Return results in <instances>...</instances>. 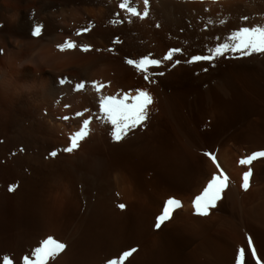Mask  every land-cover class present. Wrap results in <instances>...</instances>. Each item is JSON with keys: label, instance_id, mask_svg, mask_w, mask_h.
I'll return each mask as SVG.
<instances>
[{"label": "bare ground", "instance_id": "1", "mask_svg": "<svg viewBox=\"0 0 264 264\" xmlns=\"http://www.w3.org/2000/svg\"><path fill=\"white\" fill-rule=\"evenodd\" d=\"M123 2L0 0V24L5 22L0 27V52L4 51L0 57V103L12 101L25 114L38 118L46 130L45 138L58 133L63 150L70 146V136L80 130L84 119L91 120L90 134L79 147L56 159L67 171L94 165L95 176L88 174L92 176L88 181L92 180L91 186L98 191L95 196L89 191L85 205L84 192L73 188L74 181L68 185L71 189L65 193L63 235L59 237L67 247L50 264H107L131 249L136 251L124 264H236L240 248L245 249V264H255L250 252L253 247L264 261V157L251 165L239 163L253 152L264 151V130L248 124L241 132L215 140L211 150L203 147L200 153L204 155H198L173 123L176 113L172 111L179 112L182 106L188 119L191 105L178 100L170 109L165 102L157 104V98L149 106L144 125L116 141L112 126L99 110L100 94L91 87L92 81H99L104 84L103 95H135L137 89H143L162 96L154 85L158 82L152 74L156 70L151 67L141 73L133 69L126 52L134 51L137 61L151 52L155 58L162 57L176 40L194 39L193 23L199 16L214 12V6H224V14L230 18H242L238 29L264 25V0H226L216 5L211 4L213 0L202 4L148 0L147 5L144 0H129L141 13L149 12L145 19L122 9ZM37 24L43 26L39 37L32 35ZM84 28L90 31L75 35ZM67 39L91 45V50L58 51L56 46ZM61 79L67 82L62 84ZM81 81L86 82V88L76 91L75 84ZM125 142L134 146L128 150ZM123 152L130 153L129 157H121ZM205 153L216 157L229 183L217 206L202 216L195 214L192 200L220 172ZM249 167L252 176L245 190L243 174ZM80 175L82 179L85 174ZM170 197L179 199L183 207L157 228V217ZM120 204L125 207L121 209Z\"/></svg>", "mask_w": 264, "mask_h": 264}, {"label": "rangeland", "instance_id": "2", "mask_svg": "<svg viewBox=\"0 0 264 264\" xmlns=\"http://www.w3.org/2000/svg\"><path fill=\"white\" fill-rule=\"evenodd\" d=\"M211 1L192 0L198 4ZM213 1L211 2L213 5L226 2V0ZM220 6H214L216 10L210 13L211 15L199 16L195 20L193 25L197 36L194 39L184 38L185 40L178 42L180 45L177 40L172 41L173 47H168V52L160 58H155L152 52L148 54L151 59L161 60L158 67L149 66V69L152 67L156 70L152 73L158 81L154 85L162 92L160 97L152 94L153 100L158 98L157 104L165 102L170 109L178 104V100H181L182 104L188 102L191 105L188 113L190 118L185 117L186 113L181 106L179 112L171 110L172 114L176 113L173 115L175 121L172 120L174 126L181 129L178 131L181 132L185 143H188L189 149L202 156L204 154L200 152L204 148L210 149L215 140L241 132L242 128H248V124L252 128L255 126L258 130H264V53L241 56L239 53L227 52L212 61L192 60L196 55H209L210 50L214 51L219 44L227 42L230 34L238 30L242 18L240 20L235 16L230 18L228 13L224 14V6ZM222 19L225 22L221 24ZM4 26L5 22H2L0 27ZM180 32L184 33L182 30ZM117 40L119 42L116 38V43ZM172 49L181 51L173 53L172 60L163 59ZM3 53L4 51L1 50L2 58ZM132 53L134 51L126 52L130 54L127 59L133 58ZM133 59L138 58L134 56ZM0 109H2L0 112L5 111L2 117L0 114V264H3L5 255L9 256L14 264H23V257L32 253L37 246H40V242L49 236L65 243L60 239L63 235L61 222L67 195L65 193L70 191L69 186L71 181H74L73 188H79V191L84 192L87 197L85 205H87L90 193L95 196L98 191L91 186L92 180L88 181L92 178L88 174L95 176L96 171L92 164L91 169L89 168L88 162L84 163L88 165L78 166L80 168L69 170L70 172L65 170L56 158L70 154L59 146L61 139L58 138V133L52 138H45L47 133L40 126V120L30 116L29 113L25 114L21 108H16L12 101L8 100V104L2 101ZM133 146L125 142L126 149ZM53 152L56 155H52ZM129 155L128 153L124 155L123 152L120 156L129 157ZM145 163L147 167L149 163L146 161ZM83 167H87L85 168L87 170ZM82 173L85 175H82L81 179ZM82 182H86L85 186ZM13 186L15 190L10 191ZM57 257L50 262H54ZM252 259L258 264L257 259L253 256ZM258 259L259 264H264L260 256Z\"/></svg>", "mask_w": 264, "mask_h": 264}, {"label": "snow or ice", "instance_id": "3", "mask_svg": "<svg viewBox=\"0 0 264 264\" xmlns=\"http://www.w3.org/2000/svg\"><path fill=\"white\" fill-rule=\"evenodd\" d=\"M145 5L148 4V0H144ZM120 7L132 16L140 19L148 17L149 12L147 10L141 13L136 7H131L129 0H124L120 4ZM248 19V17H244ZM130 22V21H129ZM225 21H221L224 23ZM43 26L37 24L32 31V35L39 37L42 34ZM90 31L89 28L77 31L76 36L82 35L84 32ZM60 52H66L79 49L82 52H89L91 45L81 44L78 45L74 40L67 39L64 43L56 46ZM181 51L180 49H172L167 56L163 59L172 60L173 53ZM239 53L241 56H251L254 53H264V25L256 26H243L237 31L232 32L227 42L219 44L215 47L214 51L210 50L209 55H196L192 57L193 61H212L217 57L224 56L225 53ZM179 63V61H176ZM129 65L134 66L138 71L148 72L149 66L158 67L161 64V60L151 59L144 57L139 61L129 59L127 60ZM149 77L145 75V80ZM62 84L66 83L65 79H61ZM91 87L98 96L99 110L103 113L104 120L112 126L111 135L116 141L123 140L129 132L144 125L148 119L149 106L154 103L152 95L143 89H137L136 94L131 93L116 94V95H103L102 89L104 84L99 81H92ZM86 88V82L81 81L75 84L76 91H82ZM78 116H82L83 113H77ZM68 119V117H64ZM91 120L85 118L80 130L76 131L70 136L71 144L65 148L64 151L72 152L79 147L80 141L85 139L90 134ZM52 155H56L55 152ZM215 163L216 168L220 169V165L216 160V157L212 153H205ZM264 157V151L253 152L245 158H242L239 163L241 165H251L252 162L258 158ZM252 176L251 168L243 174V188L247 190L250 186V178ZM229 176L220 169L219 174H214L208 181L206 187L194 197L192 200V207L195 210V214L206 216L209 214V210L215 208L218 202L222 199V194L228 187ZM15 190V186L9 189ZM121 209L125 207L124 204L118 205ZM182 202L175 198L170 197L166 200L161 214L157 217L156 227L159 228L161 224L172 218V214L179 208H182ZM249 244H251V238L249 237ZM67 245L63 242L57 241L52 237H48L40 242V246L36 247L32 253L23 257V264H50L51 260H54L60 253L66 249ZM136 249L124 251L118 258L110 259L107 264H124V262L132 255ZM252 256H256V249L253 247L251 250ZM34 257V258H33ZM258 264H259V259ZM3 264H14V261L7 255L3 257ZM236 264H245V249L240 248Z\"/></svg>", "mask_w": 264, "mask_h": 264}]
</instances>
